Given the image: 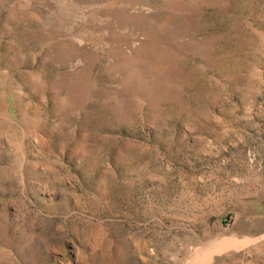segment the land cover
Wrapping results in <instances>:
<instances>
[{
  "label": "rangeland",
  "instance_id": "rangeland-1",
  "mask_svg": "<svg viewBox=\"0 0 264 264\" xmlns=\"http://www.w3.org/2000/svg\"><path fill=\"white\" fill-rule=\"evenodd\" d=\"M0 264H264V0H0Z\"/></svg>",
  "mask_w": 264,
  "mask_h": 264
}]
</instances>
